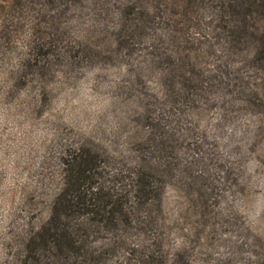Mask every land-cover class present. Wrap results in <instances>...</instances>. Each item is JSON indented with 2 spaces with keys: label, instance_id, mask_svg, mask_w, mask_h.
Listing matches in <instances>:
<instances>
[{
  "label": "rangeland",
  "instance_id": "obj_1",
  "mask_svg": "<svg viewBox=\"0 0 264 264\" xmlns=\"http://www.w3.org/2000/svg\"><path fill=\"white\" fill-rule=\"evenodd\" d=\"M0 264H264V0H0Z\"/></svg>",
  "mask_w": 264,
  "mask_h": 264
},
{
  "label": "trees",
  "instance_id": "obj_2",
  "mask_svg": "<svg viewBox=\"0 0 264 264\" xmlns=\"http://www.w3.org/2000/svg\"><path fill=\"white\" fill-rule=\"evenodd\" d=\"M74 160H80V157H78V158L75 157ZM86 164L88 165L89 162L86 161ZM82 165H83L82 162H80V163H79V168L81 167L80 170H81V172L84 174L85 169L82 168ZM54 213H55V212H54ZM53 218H54V214H53L52 217L50 218V223L53 224V226H52V233H53V234H52V235H54V234L57 232V230H58V227H57V225H56V222H53V221H54ZM55 236H56V234H55ZM52 238H53V237H52Z\"/></svg>",
  "mask_w": 264,
  "mask_h": 264
}]
</instances>
